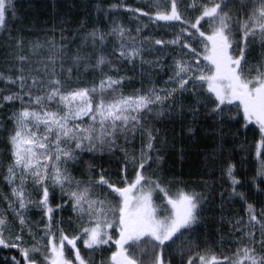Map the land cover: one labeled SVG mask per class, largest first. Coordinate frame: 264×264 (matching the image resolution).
<instances>
[{
  "label": "snow or ice",
  "instance_id": "obj_1",
  "mask_svg": "<svg viewBox=\"0 0 264 264\" xmlns=\"http://www.w3.org/2000/svg\"><path fill=\"white\" fill-rule=\"evenodd\" d=\"M120 7L0 0V264H264V0H140L135 29ZM247 132L245 190L225 153ZM185 139L214 143L199 191L164 169Z\"/></svg>",
  "mask_w": 264,
  "mask_h": 264
},
{
  "label": "trees",
  "instance_id": "obj_2",
  "mask_svg": "<svg viewBox=\"0 0 264 264\" xmlns=\"http://www.w3.org/2000/svg\"><path fill=\"white\" fill-rule=\"evenodd\" d=\"M36 2L40 5L44 3V0H36ZM94 2V0H93ZM105 7H108L112 4H118L120 5V10L118 12H114V16L118 18L121 22H123L127 27L135 29L136 27V21L132 19L124 10L125 6L128 7H136L137 4L140 2V0H103ZM46 10L41 8V14H45ZM192 15H195V13H190ZM149 32H152L153 29H149ZM156 35L159 36H165L170 35V33H165L164 30H156ZM0 68H3L2 65H0ZM93 79L92 76L87 77V81H91ZM163 81H161L162 83ZM4 87L2 83H0V88ZM125 91L129 92L131 91L130 88L127 86L125 87ZM234 109V106H232ZM203 123V121L201 122ZM233 123H235L233 121ZM254 127L252 125L249 126ZM241 131H245L243 128H241ZM176 135L177 137L180 136V129L179 126L176 128ZM203 135V130H198V136ZM259 137L256 136L255 139H253V134L251 132H247L246 136H239V137H230L227 140L226 144V153L225 155L230 152L232 154V162L236 164L237 166V172L241 179L245 181V190H248V184L251 182L252 177L255 174L256 166H257V160L255 157L254 147L255 142L258 141ZM186 147L185 151V160L183 162H180L179 159L172 154V150H170L165 155L166 163L164 164L165 172L169 175H175L183 179L185 181V186L188 188H195L196 190H201L202 185L199 183L201 178H207L204 168V159L205 155L207 153H210L214 148V143L211 139H198L195 143L197 144L196 147L192 146V143L188 142L186 139L184 141ZM240 144H244L247 151L242 149L240 147ZM137 143V147H138ZM180 143L177 141L176 143V151L180 148ZM96 168L94 171H99L101 167L107 170L108 173L112 174L113 177H115L117 173V165L115 161L110 160L108 156H104L103 158L97 157L96 158ZM171 169V170H170ZM78 178L80 174L78 172L74 173ZM213 179L216 180V187H219V180H220V172L219 169H217L215 176ZM227 186V181L225 180V187ZM0 191H6V187L3 185H0ZM252 193L254 194V199L250 202L256 204L257 211H259V204L264 202V195H261L260 193L256 192L255 186L251 189ZM159 202V201H158ZM217 206L215 209H213L214 212L217 213L216 217V223L219 224L218 214L220 212V207L218 203V197H217ZM6 205H3V202L0 201V208L4 207ZM244 206L242 202H235V203H228L225 205V215L226 216H243L245 220H247V216L244 212ZM65 218L67 217L68 213H63ZM228 231V225L225 224L223 226L222 232H217L216 228L213 227L211 229V237L213 240L218 238L219 235H227ZM210 244L212 241L209 242ZM217 249L219 245H213ZM205 247L204 244H201V249Z\"/></svg>",
  "mask_w": 264,
  "mask_h": 264
},
{
  "label": "rangeland",
  "instance_id": "obj_3",
  "mask_svg": "<svg viewBox=\"0 0 264 264\" xmlns=\"http://www.w3.org/2000/svg\"><path fill=\"white\" fill-rule=\"evenodd\" d=\"M163 83V82H162ZM162 83L160 82V84L158 85V86H161L162 85ZM7 190V189H6ZM105 247H107V246H105ZM127 247V246H126ZM115 248V245H112V249H114ZM110 254H111V250H109L107 253H105V255L106 256H110Z\"/></svg>",
  "mask_w": 264,
  "mask_h": 264
},
{
  "label": "bare ground",
  "instance_id": "obj_4",
  "mask_svg": "<svg viewBox=\"0 0 264 264\" xmlns=\"http://www.w3.org/2000/svg\"><path fill=\"white\" fill-rule=\"evenodd\" d=\"M137 86H139V84H137Z\"/></svg>",
  "mask_w": 264,
  "mask_h": 264
}]
</instances>
